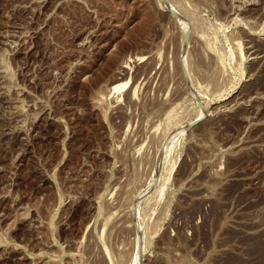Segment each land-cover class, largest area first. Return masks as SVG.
Returning <instances> with one entry per match:
<instances>
[{
  "label": "rangeland",
  "instance_id": "374dc122",
  "mask_svg": "<svg viewBox=\"0 0 264 264\" xmlns=\"http://www.w3.org/2000/svg\"><path fill=\"white\" fill-rule=\"evenodd\" d=\"M0 264H264V0H0Z\"/></svg>",
  "mask_w": 264,
  "mask_h": 264
},
{
  "label": "bare ground",
  "instance_id": "6f19581e",
  "mask_svg": "<svg viewBox=\"0 0 264 264\" xmlns=\"http://www.w3.org/2000/svg\"><path fill=\"white\" fill-rule=\"evenodd\" d=\"M124 67L126 69L127 66L125 65ZM121 74H122L121 76H119L116 80H114L113 90H115V91H119L121 89H124L128 85V82H129L128 79L123 81V82L120 81L122 78L125 77L124 73H121Z\"/></svg>",
  "mask_w": 264,
  "mask_h": 264
}]
</instances>
